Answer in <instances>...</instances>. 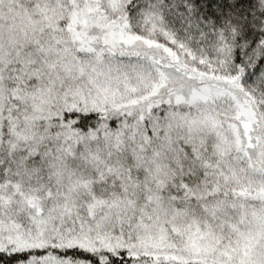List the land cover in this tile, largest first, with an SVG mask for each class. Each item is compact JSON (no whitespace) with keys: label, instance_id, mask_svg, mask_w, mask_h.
I'll return each mask as SVG.
<instances>
[{"label":"snow or ice","instance_id":"1","mask_svg":"<svg viewBox=\"0 0 264 264\" xmlns=\"http://www.w3.org/2000/svg\"><path fill=\"white\" fill-rule=\"evenodd\" d=\"M0 264H264V0H0Z\"/></svg>","mask_w":264,"mask_h":264}]
</instances>
